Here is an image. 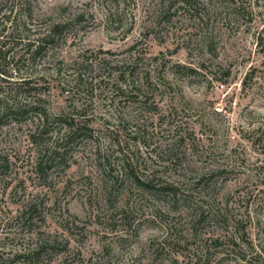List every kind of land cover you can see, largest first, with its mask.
Here are the masks:
<instances>
[{
  "label": "rangeland",
  "instance_id": "rangeland-1",
  "mask_svg": "<svg viewBox=\"0 0 264 264\" xmlns=\"http://www.w3.org/2000/svg\"><path fill=\"white\" fill-rule=\"evenodd\" d=\"M0 96V264H264V0H0Z\"/></svg>",
  "mask_w": 264,
  "mask_h": 264
},
{
  "label": "trees",
  "instance_id": "trees-1",
  "mask_svg": "<svg viewBox=\"0 0 264 264\" xmlns=\"http://www.w3.org/2000/svg\"><path fill=\"white\" fill-rule=\"evenodd\" d=\"M42 47H36L35 50L32 53V59H34L40 52ZM4 75L3 73H1ZM29 86V81H24V86ZM23 87H20L19 89H22ZM36 112L38 113V116L40 119H42V123L40 124V129H44L46 125L48 124V116L42 111L40 107V100H38L36 103L34 102L33 105L28 104H20L19 102L11 103L9 101H5L2 96H0V127L4 126L8 122H17L21 123L20 120H23L30 112ZM39 111V112H38ZM41 111V112H40ZM76 131L75 133H77ZM41 133L36 132L34 135H32L33 139L37 140L38 136H40ZM48 158V157H47ZM48 161H51V164L53 161L51 159H44L42 158L38 162V169L40 171H43V165L47 164ZM11 163L7 156H1L0 155V176L3 174H7V172L10 170ZM29 209V208H28ZM25 214V213H24ZM48 244L46 242H43L42 245L39 247L38 251L32 254H27L24 257H27V262L29 264H38L41 260V255L44 251H46V247Z\"/></svg>",
  "mask_w": 264,
  "mask_h": 264
}]
</instances>
